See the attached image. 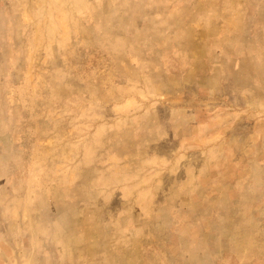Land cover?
Masks as SVG:
<instances>
[{"label":"rangeland","instance_id":"374dc122","mask_svg":"<svg viewBox=\"0 0 264 264\" xmlns=\"http://www.w3.org/2000/svg\"><path fill=\"white\" fill-rule=\"evenodd\" d=\"M0 264H264V0H0Z\"/></svg>","mask_w":264,"mask_h":264}]
</instances>
